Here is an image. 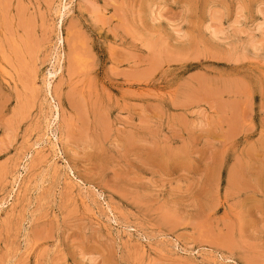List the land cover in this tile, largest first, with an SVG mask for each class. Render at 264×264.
Returning <instances> with one entry per match:
<instances>
[{
    "label": "rangeland",
    "instance_id": "1",
    "mask_svg": "<svg viewBox=\"0 0 264 264\" xmlns=\"http://www.w3.org/2000/svg\"><path fill=\"white\" fill-rule=\"evenodd\" d=\"M0 264H264V0H0Z\"/></svg>",
    "mask_w": 264,
    "mask_h": 264
}]
</instances>
